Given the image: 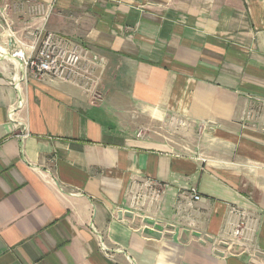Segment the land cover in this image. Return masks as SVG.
<instances>
[{
	"label": "crops",
	"instance_id": "0c3cea01",
	"mask_svg": "<svg viewBox=\"0 0 264 264\" xmlns=\"http://www.w3.org/2000/svg\"><path fill=\"white\" fill-rule=\"evenodd\" d=\"M0 264H264V0H0Z\"/></svg>",
	"mask_w": 264,
	"mask_h": 264
},
{
	"label": "built area",
	"instance_id": "2783aa9c",
	"mask_svg": "<svg viewBox=\"0 0 264 264\" xmlns=\"http://www.w3.org/2000/svg\"><path fill=\"white\" fill-rule=\"evenodd\" d=\"M45 10L42 5L37 6L30 13L40 15ZM33 38L31 45H27V51L17 49L12 56L17 57L24 68L22 79L26 80L28 74L37 79H44L47 76L58 78L64 81H78L88 84L91 80L89 62L86 58L88 50L80 42H77L63 34L46 29L43 25L36 31H30ZM21 107L22 102L18 104ZM15 111L10 112L12 120ZM20 123V122H19ZM28 135L25 129L21 137ZM191 201H198L202 197L196 189L191 191Z\"/></svg>",
	"mask_w": 264,
	"mask_h": 264
},
{
	"label": "rangeland",
	"instance_id": "374dc122",
	"mask_svg": "<svg viewBox=\"0 0 264 264\" xmlns=\"http://www.w3.org/2000/svg\"><path fill=\"white\" fill-rule=\"evenodd\" d=\"M22 7H23V9H24V6L23 5H21L20 7H18V9L19 10H22ZM42 11H46V10H42ZM23 12V11H22ZM22 12H20V13H22ZM29 14H30V11H27Z\"/></svg>",
	"mask_w": 264,
	"mask_h": 264
}]
</instances>
